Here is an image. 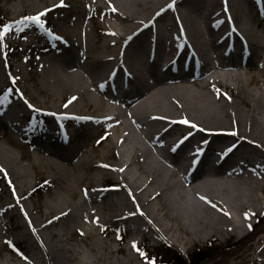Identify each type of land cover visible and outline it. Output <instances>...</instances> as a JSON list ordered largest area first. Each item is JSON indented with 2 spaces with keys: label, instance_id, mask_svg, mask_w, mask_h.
Masks as SVG:
<instances>
[{
  "label": "bare ground",
  "instance_id": "6f19581e",
  "mask_svg": "<svg viewBox=\"0 0 264 264\" xmlns=\"http://www.w3.org/2000/svg\"><path fill=\"white\" fill-rule=\"evenodd\" d=\"M8 8L18 25L2 48L42 52L30 76L19 67L15 77L32 80L45 100L19 89L6 125L24 139L26 123L37 122L33 164L66 191L29 211L23 199L33 190L17 181L28 171L0 146V178L17 201L0 202V247H25L16 264H144L134 248L175 243V232L193 243L253 233L264 218V0H14ZM28 10L50 17L37 25L24 19ZM118 231L127 240L117 250L101 244L104 234L121 242ZM60 232L78 234L92 258L59 247ZM256 245L264 261V236Z\"/></svg>",
  "mask_w": 264,
  "mask_h": 264
},
{
  "label": "rangeland",
  "instance_id": "374dc122",
  "mask_svg": "<svg viewBox=\"0 0 264 264\" xmlns=\"http://www.w3.org/2000/svg\"><path fill=\"white\" fill-rule=\"evenodd\" d=\"M13 2L14 0H0V22L3 21V17L6 19L5 24L0 23V31H2L5 26L12 29L4 36V39L0 41V69L4 76V80L0 86V104L4 102L7 104L11 99L12 101H14V99L18 100V91L19 89L23 90L24 87H28L30 92L33 93L39 101L43 102L45 97L43 94L38 93L32 80L24 82L21 78L15 77L17 74V68L19 67L23 68L21 74L19 73L20 75L26 77L30 76V69H35L34 63L37 59L42 58V52L34 49L30 50L29 48L22 51L20 48H15L14 46L5 49L2 48L3 45L7 46L8 40L13 41L12 37L16 36L15 32H13V27L18 24H16L17 21L14 19L13 12L8 8ZM92 14L97 15L98 12L92 11ZM26 16L31 17L30 10L27 11ZM49 17H41V21L43 22ZM52 17L55 16L53 15ZM259 30L264 35V28ZM261 91L264 92L263 87ZM26 127L27 132L29 130L31 135L39 132L37 122L36 125L30 127V121H28ZM33 138L35 139L36 137ZM88 143L87 148L92 150L93 145H91V141ZM31 144L32 142H27V139L25 138L22 140L17 139L11 130L4 124L3 120L0 119V146H4L6 149L10 150L15 156L17 163L24 166L28 171V177L26 179L19 177L17 181L21 188L33 190L29 196L23 199V204H25L29 211H32L35 205L45 202L46 200L49 201L50 196L54 193L60 197H64V192H66L59 189L57 184L46 183L45 178L50 177L51 173L48 170L41 172L40 168H37V166L33 164L32 151L35 150V147H32ZM95 152L94 149L91 152V157L94 161H96L95 159L97 158V156L95 157ZM6 183V179L0 178V202L7 201L17 205L12 189L6 185ZM104 184L106 186L107 183L105 182ZM75 211L76 207L73 209L74 213ZM21 220L22 219H20V221ZM253 221H256V219ZM163 223L166 226L171 225L166 219H163ZM13 234H15L13 229L7 231V235L10 237H12ZM60 235L61 239L57 243L59 247L61 246L65 250H68L69 255L73 254L84 260L92 258L93 254L89 249L88 243L83 242L78 234L71 235L67 232H60ZM175 235L180 239L179 241L174 240L175 243L165 242L155 245L151 242H143L139 244L137 248H134L133 252L136 253L138 257H141L144 264H152L153 261L155 264H168L167 261L174 256V253L183 256L186 264H193L190 261V255L200 249H203L206 254H209V257H206L197 264H264V261L258 259L260 254L259 250H257V245L253 246L255 241L264 236V218L259 224H257L255 230L250 236L243 238L240 241L227 242L217 236L215 239H201L193 243L187 242L188 236L182 232H175ZM117 237L122 238L121 242L112 240L110 235L104 234L100 237V240L103 241L101 244L110 245L112 249L117 250L120 244L127 240V235H122L118 231ZM29 241L33 244L38 255L41 258H44L41 248L37 247L33 236L29 235ZM24 251L25 247L20 244H12L11 242L1 246L0 264H16L21 262ZM141 253H144V255H141Z\"/></svg>",
  "mask_w": 264,
  "mask_h": 264
},
{
  "label": "trees",
  "instance_id": "16d2710c",
  "mask_svg": "<svg viewBox=\"0 0 264 264\" xmlns=\"http://www.w3.org/2000/svg\"><path fill=\"white\" fill-rule=\"evenodd\" d=\"M2 19H3V21L0 23L6 22V19L4 17ZM206 257H209V254H206V252L203 249H200L198 251L191 253L190 261L193 264H197L200 261L204 260ZM184 260L185 259L183 258V256L179 255L178 253H177V255L174 253V256H172L169 259V261H167V263L168 264H186V262Z\"/></svg>",
  "mask_w": 264,
  "mask_h": 264
},
{
  "label": "snow or ice",
  "instance_id": "6c2138e0",
  "mask_svg": "<svg viewBox=\"0 0 264 264\" xmlns=\"http://www.w3.org/2000/svg\"><path fill=\"white\" fill-rule=\"evenodd\" d=\"M62 2H63V0H62ZM44 15H46V13H40V14H38V15H36V16H32V17H25L24 19H25L26 21H31V22L34 23V24H37V25H41V26H43V25H42V21H41V17L44 16ZM11 30H12V29H11L10 27L5 26V28H4L2 31H0V41H2V40L4 39V36H5L8 32H10ZM185 123H187V121H185ZM246 218H247V217H246ZM249 227H250V226H249ZM134 247H135V243H134ZM141 255H144V253H141ZM152 264H155V262L153 261Z\"/></svg>",
  "mask_w": 264,
  "mask_h": 264
}]
</instances>
